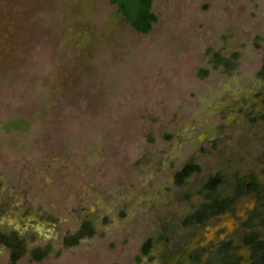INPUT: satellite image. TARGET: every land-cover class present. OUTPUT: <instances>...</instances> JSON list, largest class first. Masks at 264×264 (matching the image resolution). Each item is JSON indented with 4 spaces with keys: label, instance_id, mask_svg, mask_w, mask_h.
I'll return each mask as SVG.
<instances>
[{
    "label": "rangeland",
    "instance_id": "1",
    "mask_svg": "<svg viewBox=\"0 0 264 264\" xmlns=\"http://www.w3.org/2000/svg\"><path fill=\"white\" fill-rule=\"evenodd\" d=\"M151 11L143 34L111 0H0V170L9 214L31 224L11 232L25 252L0 264H145V238L187 207L166 188L172 166L203 146L207 169L221 131L237 133L225 109L261 64L264 0ZM83 222L91 234L65 246Z\"/></svg>",
    "mask_w": 264,
    "mask_h": 264
},
{
    "label": "flooded vegetation",
    "instance_id": "2",
    "mask_svg": "<svg viewBox=\"0 0 264 264\" xmlns=\"http://www.w3.org/2000/svg\"><path fill=\"white\" fill-rule=\"evenodd\" d=\"M239 95L238 106L229 110L232 100L225 109L228 120L229 113L236 112L238 118L231 124L237 133L218 126L223 148L217 162L221 164L215 161L204 169L196 159L208 157L211 150L202 146L172 166L166 188L187 207L169 216L174 217V225L167 219L159 232L145 238L141 246L145 264H264V55L249 88ZM201 138L198 142L204 133ZM2 173L4 169L0 170V253L19 257L25 252L24 241L11 232H29L30 219L26 209L9 214L13 193L6 194ZM9 216L15 217L17 226H9ZM90 229L89 222H83L76 233L63 237V244L75 245ZM82 232L76 243H68ZM144 244H148L146 251ZM46 249L31 248L28 254L40 260L35 254L44 255Z\"/></svg>",
    "mask_w": 264,
    "mask_h": 264
},
{
    "label": "trees",
    "instance_id": "3",
    "mask_svg": "<svg viewBox=\"0 0 264 264\" xmlns=\"http://www.w3.org/2000/svg\"><path fill=\"white\" fill-rule=\"evenodd\" d=\"M152 0H111L112 4L117 5L118 11L122 13L127 23H129L133 29L139 33H147L151 29L153 22L157 20L156 15L151 11ZM83 234H77L71 237L68 241L69 244H74L78 241V238ZM86 235H90L91 232H84ZM148 244H144V251L147 250ZM13 254L12 259H15ZM36 259H41L43 254H35Z\"/></svg>",
    "mask_w": 264,
    "mask_h": 264
},
{
    "label": "water",
    "instance_id": "4",
    "mask_svg": "<svg viewBox=\"0 0 264 264\" xmlns=\"http://www.w3.org/2000/svg\"><path fill=\"white\" fill-rule=\"evenodd\" d=\"M122 14V13H121ZM123 16V15H122ZM124 17V16H123Z\"/></svg>",
    "mask_w": 264,
    "mask_h": 264
}]
</instances>
